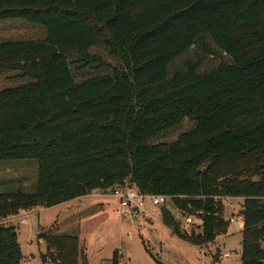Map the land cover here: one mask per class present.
<instances>
[{"label":"trees","instance_id":"trees-1","mask_svg":"<svg viewBox=\"0 0 264 264\" xmlns=\"http://www.w3.org/2000/svg\"><path fill=\"white\" fill-rule=\"evenodd\" d=\"M2 18L45 35L0 41V71L25 79L0 88V161L38 164L33 191L0 192V264L22 257L5 219L126 181L182 212L202 210L200 231L185 232L161 208L174 235L201 246L227 232L221 198H243L241 264H264V0H0ZM206 41L229 61L170 72ZM98 45L114 63L91 52ZM185 119L193 126L176 140L154 141ZM37 238L43 264H88L78 235Z\"/></svg>","mask_w":264,"mask_h":264},{"label":"rangeland","instance_id":"rangeland-1","mask_svg":"<svg viewBox=\"0 0 264 264\" xmlns=\"http://www.w3.org/2000/svg\"><path fill=\"white\" fill-rule=\"evenodd\" d=\"M44 35L45 28L42 25L23 18L0 19V41L37 40ZM206 42L207 47L194 45L175 58L170 64V72L184 70L188 63H193L198 72H205L221 62L229 61L225 53L211 42ZM91 52L114 63V59L101 45L92 47ZM87 72L82 71L77 74V78L87 76ZM16 74L15 71H0V88L25 81ZM192 126L193 122L185 119L157 136L154 141L170 143ZM37 166V160L33 158L1 160L0 192L33 191ZM251 178L258 179L257 175ZM242 199L222 197L223 217L240 213ZM163 207L172 213L185 232L200 231L196 226L200 222L198 219H194V224L184 226L181 210L170 199L162 207H156L146 197L142 212L138 215L133 211L128 216L121 214L119 200L115 196L99 190L51 207L36 206L19 210L14 216L5 219L4 223L15 226L22 252L20 264H43L42 255L46 254L47 245L37 238L39 232L78 235L88 264H112L115 250L118 251L121 264H241L242 220L230 222L225 234L201 246L180 239L171 232L161 219ZM223 252H230V255L220 257ZM44 264L53 263L45 258Z\"/></svg>","mask_w":264,"mask_h":264},{"label":"built area","instance_id":"built-area-1","mask_svg":"<svg viewBox=\"0 0 264 264\" xmlns=\"http://www.w3.org/2000/svg\"><path fill=\"white\" fill-rule=\"evenodd\" d=\"M119 200V208L122 215H130L135 212V214H140L142 211V206L146 197L149 198L152 205L156 207H162L169 196L165 194H144L140 192L132 183L126 181L123 185L114 189L111 193ZM182 217L184 220V226L194 224V219L200 221V214L202 210H194L193 212H182ZM146 214H144V217ZM229 223L242 220V215L238 212L237 215H231L227 218ZM230 252H223L220 257H228Z\"/></svg>","mask_w":264,"mask_h":264},{"label":"crops","instance_id":"crops-1","mask_svg":"<svg viewBox=\"0 0 264 264\" xmlns=\"http://www.w3.org/2000/svg\"><path fill=\"white\" fill-rule=\"evenodd\" d=\"M242 199V198H241ZM242 202H243V199H242ZM242 226H243V220H242V224H241V228H242ZM120 263V262H119ZM121 264V263H120Z\"/></svg>","mask_w":264,"mask_h":264}]
</instances>
